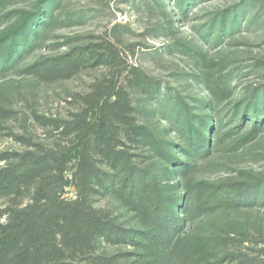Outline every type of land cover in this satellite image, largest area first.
<instances>
[{"label":"rangeland","instance_id":"1","mask_svg":"<svg viewBox=\"0 0 264 264\" xmlns=\"http://www.w3.org/2000/svg\"><path fill=\"white\" fill-rule=\"evenodd\" d=\"M26 18L29 46L11 54L7 35ZM106 41L119 54L112 65L91 58ZM86 45L95 52L73 66ZM0 59V168L14 153L57 140L36 116L68 119L111 79L127 90L135 123L185 166L177 174L148 146L123 147L162 201L183 197L192 214L173 236L166 264H264V0H0ZM130 67L151 82V94L129 86ZM188 121L205 145L190 156ZM217 188L222 202L204 206ZM101 191L95 207L124 228H147L122 190ZM28 201L29 193L0 197V222L6 206ZM97 254L119 264L160 261L123 243L100 242Z\"/></svg>","mask_w":264,"mask_h":264},{"label":"trees","instance_id":"2","mask_svg":"<svg viewBox=\"0 0 264 264\" xmlns=\"http://www.w3.org/2000/svg\"><path fill=\"white\" fill-rule=\"evenodd\" d=\"M27 20L18 31L7 35L11 54L17 53L18 44L29 46L27 34L31 28ZM100 46L101 52L96 54L89 45L81 47L73 66L87 59L88 53H94L91 58L96 63L118 62L119 54L112 43L106 41ZM129 72V86L153 92V85L139 70L130 67ZM83 102L82 109L68 119L36 116L40 125L57 133V140L14 153L12 162L0 168V197L29 193L26 204L8 205L2 210L0 264H119L115 256L97 254L100 242L123 243L158 253L157 264H166L173 236L190 219L192 214L183 207V197L162 201L157 187L149 188L146 183L150 174H139L130 165L132 155L123 149L125 142L137 148L148 146L153 154L168 160L175 173L185 172L184 164L146 126L135 123L127 90L110 79L84 95ZM252 114L257 124L259 116ZM182 130L188 144L184 152L189 156L205 147L190 121ZM206 152L202 150V154ZM102 167H107L109 173ZM111 170L123 176L116 180ZM165 174L173 176L172 171ZM101 189L119 195L122 190V197L145 220L147 228H124L108 212L95 207L92 198L95 193L101 194ZM69 190L73 194L67 197ZM221 194L222 189L214 190L204 206L222 202ZM178 209L184 215H179Z\"/></svg>","mask_w":264,"mask_h":264}]
</instances>
